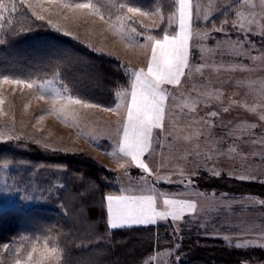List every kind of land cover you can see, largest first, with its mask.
<instances>
[{
  "label": "rangeland",
  "instance_id": "obj_1",
  "mask_svg": "<svg viewBox=\"0 0 264 264\" xmlns=\"http://www.w3.org/2000/svg\"><path fill=\"white\" fill-rule=\"evenodd\" d=\"M192 3V29L199 35L191 41L190 59L193 66H203V70L195 72L193 67L180 86H167L170 98L165 131L145 157L156 176H147L135 167L128 169L129 175L124 174L119 166L124 158L117 150L116 132L121 118L103 110L107 107L62 108L65 101L61 100L52 110L51 100L40 99L36 89L0 83V142L25 140L49 151L90 156L115 173L114 186L119 193L113 195L121 194L120 190L129 185H155L157 192L196 203V213L186 214L183 221L158 222L172 223L176 237L172 247L156 252L144 264H178L193 256L187 244H199L203 238L220 240L235 250L264 251V204L259 203L264 200V191L237 192L219 183L226 179L246 185L264 184V120L260 119L264 115V9L260 0ZM26 6L93 52L115 58L125 71L145 66V50L139 45L146 43L147 35H159L168 27L166 20L162 23L155 15L137 16L139 23L132 26L140 28L137 32L143 34L138 35L131 32L127 22L121 26L116 18L102 20L98 15L73 12L46 0H28ZM144 12L161 13L157 9ZM3 77L0 75V79ZM54 82L63 94L60 84ZM45 95L51 97L52 93ZM115 104L111 108L115 109ZM212 112L217 116H210ZM12 168L0 166V185L7 183L14 190L13 195L0 197V211L38 206L40 198L33 181L15 183ZM241 175L253 178L240 180L237 177ZM141 176L145 177L143 181ZM158 178L162 180L158 182ZM169 178L171 183L167 182ZM182 179L184 184L180 183ZM158 208L163 210L162 199ZM176 244L180 245L178 251ZM38 247L42 250L44 243ZM54 255L50 264H59V252ZM243 264H264V258L245 260Z\"/></svg>",
  "mask_w": 264,
  "mask_h": 264
},
{
  "label": "trees",
  "instance_id": "obj_2",
  "mask_svg": "<svg viewBox=\"0 0 264 264\" xmlns=\"http://www.w3.org/2000/svg\"><path fill=\"white\" fill-rule=\"evenodd\" d=\"M94 2L107 19L126 13V7L121 12V4L143 11L157 9L165 17L174 10L173 0ZM5 3L9 8L15 3L17 8L11 15L5 13L6 20L0 26V75L51 79L87 102L105 107L116 103L115 92L128 85V76L118 60L97 54L46 21L37 20L20 0ZM2 165L13 167L11 178L15 183L33 181L40 204L28 210L15 206L0 211V264H14L17 257L44 240L58 248L59 264H144L156 252L173 246L176 231L170 222L108 228L104 197L119 193L114 186L115 173L90 156L49 151L25 140L6 141L0 142ZM222 181L219 183L224 187L237 192L264 191V184ZM198 243L187 244L193 256L178 264H243L245 260L264 258V251L258 248L235 250L210 238Z\"/></svg>",
  "mask_w": 264,
  "mask_h": 264
},
{
  "label": "snow or ice",
  "instance_id": "obj_3",
  "mask_svg": "<svg viewBox=\"0 0 264 264\" xmlns=\"http://www.w3.org/2000/svg\"><path fill=\"white\" fill-rule=\"evenodd\" d=\"M11 2V0H10ZM44 2V0H37ZM50 4H59L60 7L70 11H85L89 15H98L100 19H104V14L94 0H80V2H63V0H46ZM22 5H27L28 0H20ZM262 9H264V0H260ZM126 7V13L116 17L117 21L123 26L128 23L132 33H138L137 28L132 25L139 23L135 19L137 16L155 15L163 23L167 22V28L163 29L161 34H149L146 36V43L140 44L139 47L145 50L146 59L143 67L138 69H127L128 85L122 90L116 91L115 96L118 98L115 109L111 107L103 108L104 111L114 112L121 119L117 121L116 132L119 136L117 142V150L124 158V162L120 163V168L124 170V174L129 175L128 169L135 167L147 176H156V173L150 168L145 157L150 155L154 150V144L160 142V136L165 131V119L168 113V100L170 93L167 86L178 87L181 85L182 79L188 76L190 71L202 72L203 66H193L191 64L192 44L194 35L192 29L194 12L192 0H173L174 10L165 17L163 13H148L135 6L120 5L121 12ZM16 4L5 3L0 0V26L5 22V13L9 15L16 12ZM37 20H44L43 15L32 13ZM198 15V6H197ZM241 16V13H236ZM255 15V14H253ZM10 23V21H8ZM227 22V21H226ZM51 23V20L48 21ZM234 27L236 25H233ZM144 26L141 24V28ZM158 27V25H157ZM243 28V24L240 25ZM151 32V29H146ZM223 31V29H217ZM0 83L19 85L28 89H36L40 99H50L54 110L57 101H65L63 107L69 105H81L83 108L98 107V105L87 102L78 96H73L68 92L67 88L61 89L55 86V82L51 79H10L3 77ZM45 93H52L51 97ZM2 103V101H0ZM121 109H123L121 111ZM224 111H228L227 108ZM217 116L216 112L209 114ZM43 117H41L42 119ZM264 120V115H261ZM157 130H159L157 132ZM256 141L254 140L253 143ZM113 155V153H108ZM214 175H220L214 172ZM240 180L252 179L249 176H239ZM141 181L144 176L139 178ZM162 178H158L160 182ZM171 183V179L168 181ZM181 184L185 181L182 179ZM188 183H193L189 180ZM119 195L108 194L104 197L106 203V224L110 229L148 226L155 225L159 221L181 222L186 214H195L197 205L194 201L188 199L173 198L169 194L157 192L156 186L150 188L137 187L129 185L125 189L120 190ZM14 194V190L7 184L0 185V197H7ZM203 195V194H201ZM27 199V197H21ZM162 199L163 210L158 208V203ZM264 204V200L259 201ZM178 230V229H177ZM39 240L36 241L38 245ZM44 247L41 250L37 246H33L31 251L27 252L25 259H15V264H50L55 259L58 252L57 247H49L48 241L44 240ZM241 247L242 245H236ZM5 248L8 245H4ZM178 251L179 244L174 245ZM179 261L180 257H176Z\"/></svg>",
  "mask_w": 264,
  "mask_h": 264
},
{
  "label": "crops",
  "instance_id": "obj_4",
  "mask_svg": "<svg viewBox=\"0 0 264 264\" xmlns=\"http://www.w3.org/2000/svg\"><path fill=\"white\" fill-rule=\"evenodd\" d=\"M157 224H161V223H157ZM157 224H155V225H157ZM148 226H150V225H148ZM133 227H135V226H133Z\"/></svg>",
  "mask_w": 264,
  "mask_h": 264
}]
</instances>
